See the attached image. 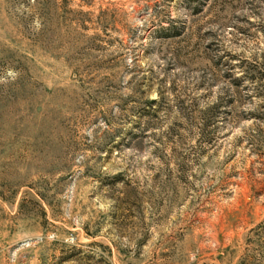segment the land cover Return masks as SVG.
<instances>
[{"label": "rangeland", "instance_id": "obj_1", "mask_svg": "<svg viewBox=\"0 0 264 264\" xmlns=\"http://www.w3.org/2000/svg\"><path fill=\"white\" fill-rule=\"evenodd\" d=\"M0 264H264V0H0Z\"/></svg>", "mask_w": 264, "mask_h": 264}]
</instances>
